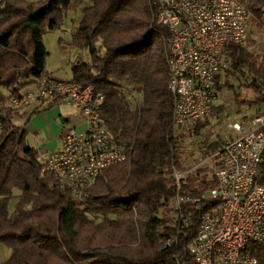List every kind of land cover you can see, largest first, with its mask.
Returning <instances> with one entry per match:
<instances>
[{
	"label": "trees",
	"instance_id": "obj_1",
	"mask_svg": "<svg viewBox=\"0 0 264 264\" xmlns=\"http://www.w3.org/2000/svg\"><path fill=\"white\" fill-rule=\"evenodd\" d=\"M78 1L0 0V245L11 250L0 264H178L200 216L214 205L206 193L216 182L213 176L192 187L181 180L180 192L199 201L184 203L174 225L163 215L177 192L173 173L181 165V143L187 135L204 142L210 121L198 120L187 132L173 125L168 32L155 23L154 0H87L72 32L71 45L85 49L89 59L71 63L70 79L104 92L101 116L127 154L103 169L80 199L42 171V155L26 138L31 117L58 100L30 111L8 105L49 75L43 35L58 28ZM244 2L262 26L264 0ZM227 58L229 67L214 77L216 95L231 89L235 96L244 86L255 96L236 97L239 103L264 104V59L236 45L227 46ZM124 90L140 94L139 103L131 106ZM216 147L213 142L206 152ZM259 181L264 184V150ZM89 214L104 218L95 222ZM249 250L264 264V243L252 242Z\"/></svg>",
	"mask_w": 264,
	"mask_h": 264
},
{
	"label": "built area",
	"instance_id": "obj_2",
	"mask_svg": "<svg viewBox=\"0 0 264 264\" xmlns=\"http://www.w3.org/2000/svg\"><path fill=\"white\" fill-rule=\"evenodd\" d=\"M154 3L155 23L168 32L167 87L175 98L173 125L183 131L209 116L216 97L214 77L229 67L228 45L247 47L252 13L243 0ZM124 92L131 106L139 103L140 94ZM53 99L72 104L86 128L63 127L60 149L42 156V171L80 199L103 169L126 161L127 154L101 116L104 92L91 84L44 75L21 98H11L8 105L30 111ZM225 126L236 135L220 143L214 153L216 183L208 190L214 205L200 216L196 233L184 245L178 264H257L249 245L264 243V184L259 181L264 113L253 116L247 127L242 119ZM173 176L177 192L170 202L172 225L181 218L184 203L199 201V197L180 192L181 172L174 170ZM172 240L169 238L166 245Z\"/></svg>",
	"mask_w": 264,
	"mask_h": 264
},
{
	"label": "rangeland",
	"instance_id": "obj_3",
	"mask_svg": "<svg viewBox=\"0 0 264 264\" xmlns=\"http://www.w3.org/2000/svg\"><path fill=\"white\" fill-rule=\"evenodd\" d=\"M88 3L87 0L74 2L64 22L58 28L48 31L43 35V41L48 52L45 62V71L55 78L70 79L71 63L77 58H81L84 61L89 59L85 49L71 45L72 32L77 25L81 14V8ZM247 48L254 56L264 59V29L260 23H257L253 19L249 25ZM229 80L234 82L232 77H229ZM234 83L236 84V82ZM232 94L233 92L231 89H224L223 92H217L213 105H222L223 109L219 111L217 107L215 110L213 107L211 108L212 111L208 116L210 126L205 130V135H202L206 137L204 142L201 141L203 140L201 138L200 140L198 138H191L187 135L181 143L182 160L179 172L183 175L182 181L189 183L192 187H199L203 179L208 180L214 176V171L218 163L217 158L214 156V150L207 153L206 148L210 145V143H208V137L213 133V130H218V133H221L223 128H226L225 124L227 122H225V112H221H223L225 108L229 111L232 105L237 109H240L242 105L243 109L241 108L242 111L240 110L238 113L243 114L244 121L247 122L248 125L253 116L264 113V104L262 103L254 104L250 107L238 102L239 100L236 97L240 100L253 99L255 92L252 89L243 86L238 88L237 95L234 96V94ZM221 127L223 128L221 129ZM184 131L187 132L186 129H184ZM38 137L40 136L28 132L26 137L27 142L35 148H42V146L39 144L38 146L36 143ZM206 196H208V192ZM14 204L15 199H12L9 203L10 211L13 210ZM162 213L164 216L169 217V219L171 218L170 208L167 211L163 210ZM89 218L95 222H100L104 216L101 214H89ZM10 252V248L3 244L0 245V263L4 262L9 257Z\"/></svg>",
	"mask_w": 264,
	"mask_h": 264
},
{
	"label": "crops",
	"instance_id": "obj_4",
	"mask_svg": "<svg viewBox=\"0 0 264 264\" xmlns=\"http://www.w3.org/2000/svg\"><path fill=\"white\" fill-rule=\"evenodd\" d=\"M242 107L243 106L241 105L240 109H237L232 105L229 111L225 108L224 111L221 112H225V122L234 123L241 119L244 121L243 114L238 113ZM215 109L216 108H214V110ZM245 125L246 127L248 126L247 122H245ZM66 126L74 127L78 131H83L86 128V124L76 108L70 103L58 100V102L50 109L33 115L26 125V129L28 132H31V134L40 136L38 137V140H36V143L37 145L39 144L42 146V148H38V150L40 154L45 157L51 152L60 149L61 143L59 140V134L61 129ZM222 128L223 127H221V129ZM218 132V130H213V133L208 137V143L211 144L217 142V147L213 153L216 152L220 143L226 139H231L236 135L233 130L227 128H223L221 132L222 134Z\"/></svg>",
	"mask_w": 264,
	"mask_h": 264
}]
</instances>
